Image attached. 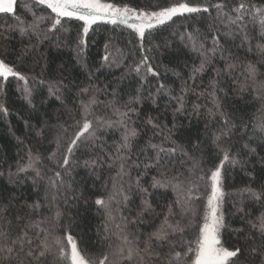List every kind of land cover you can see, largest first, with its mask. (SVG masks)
Segmentation results:
<instances>
[{"label": "snow or ice", "instance_id": "1", "mask_svg": "<svg viewBox=\"0 0 264 264\" xmlns=\"http://www.w3.org/2000/svg\"><path fill=\"white\" fill-rule=\"evenodd\" d=\"M18 6L19 0H0V93L11 79L30 108L37 95L41 105L54 98L59 107L40 120L35 151L18 137L24 156L15 170L0 166L8 186L0 189V264H264V155L258 151L264 148V6L247 0H153L150 7L29 0L27 18ZM176 19L184 31L155 42L161 27L171 28ZM71 21L80 22L74 41L65 36ZM99 24L120 32L106 37L93 71L85 53ZM177 41L190 57L178 90L164 82L168 69L157 59ZM61 47L76 53L88 83H78L63 63L49 76L50 50ZM113 67L124 69L119 78L93 82L96 72ZM132 74L138 85L125 100L119 86ZM161 96H167L162 110ZM146 101L158 111L141 118ZM236 101L255 106L250 120ZM169 108L171 127L161 119ZM8 113L0 101V115ZM180 116L204 121L194 138H175ZM45 131L51 133L46 141ZM235 168L248 183L229 191ZM81 170L86 175L77 180ZM29 182L32 200L22 191ZM97 184L100 194L85 195ZM81 202L85 208L91 202L101 218L93 248L84 239L90 230H79L81 215L73 211ZM229 204L233 211L226 210ZM231 217L240 227L230 226ZM225 232L235 236L234 244L226 246Z\"/></svg>", "mask_w": 264, "mask_h": 264}, {"label": "trees", "instance_id": "2", "mask_svg": "<svg viewBox=\"0 0 264 264\" xmlns=\"http://www.w3.org/2000/svg\"><path fill=\"white\" fill-rule=\"evenodd\" d=\"M29 2V0H19V6L17 8L18 14L22 17L27 18L26 11L23 9V5ZM113 2H123L129 3L133 7H150L153 0H113ZM161 3H164V0H160ZM215 2V0H212ZM236 0H232V3H235ZM247 2L254 4L256 6H264V0H247ZM215 13L213 12V15ZM3 21L0 20V23ZM8 23H12V20L9 19ZM182 21L180 19H176L175 23L169 28L168 26H162L161 29L157 32V34L153 37L154 41L157 43L162 42V38L169 37L170 31L179 30L180 32L184 31V28L180 27ZM80 22L71 21L66 24V27L71 29L70 32L66 33L65 36L69 39V41H74L76 36V31L79 27ZM203 27V25H200ZM120 32L119 29H114L112 25L107 24H99L93 25V29L90 30L88 35V47L86 49L85 57L86 63L93 71L99 67L101 62V57L103 56V44L105 42L106 37L118 35ZM127 32L124 33V40H118L117 43L124 46L126 43ZM239 39L236 40V43L239 44ZM223 43V41H222ZM174 51H168L167 54L162 57L158 55L157 59L162 60L163 64L167 66L168 71L166 72V78L164 82L172 85L175 89H179L181 84L180 77H187L188 68L185 67V61L189 60L190 57L186 50H184L179 41H177L174 45ZM43 50V49H41ZM163 51V49H161ZM243 55V52L240 53ZM50 56L52 59L51 66L49 68V76L52 75L53 71L56 69L57 65L63 63L65 67L71 72L72 77H74L78 83H88L86 78L87 73L85 70L81 69L80 66L76 63V53L72 50L71 47H61L59 49H51ZM124 71L123 68H111V69H101L99 72H96V76L98 80H94V83H100L101 85L105 82L112 80L114 77L119 78L121 73ZM179 74V75H175ZM67 76L68 73L66 72ZM205 81H207L208 77H204ZM67 83V80L65 81ZM155 83V81H152ZM138 85V81L135 78V75L132 74L130 77L124 79L119 86V90L121 95L126 100L128 95L134 94V89H136ZM173 94H177L174 92ZM105 97L101 96V99ZM194 97H189V100H193ZM167 100V96H161L159 98V108L163 109L164 104ZM0 101H3L9 109V113L5 115H0V166L4 170H7L9 165L13 166V170H15V162L19 156H24V145L20 144L17 140L19 137L24 141V144L30 145L33 147L35 151L36 146L39 144V140L35 136V130L39 127L40 120L43 119L44 113L53 112L56 108L59 107L58 102L54 100V98H49V101L43 105H41V95H37L33 101L36 105V108H30L26 101L23 99V96L19 90V85L15 80H11L5 85V91L0 93ZM71 101L69 100V103ZM237 108L239 111L243 112L246 120H250L252 118L251 114L254 111L255 106H242L239 101H236ZM158 109L154 108L150 101H146L142 105L141 109V118H143L145 113H152V115L157 114ZM61 120L65 119L63 113L60 116ZM162 120H166L169 127H171L172 123V115L171 108L168 110V114L166 118L161 116ZM50 123H56V120L49 116ZM25 121L32 125V128L29 129L26 126ZM177 121L183 127L180 128L178 135L175 137L176 139H187L194 138L196 133L203 128L204 121L202 119L198 120L193 117L191 123L183 116L177 118ZM45 141L51 137V133L49 131H45L44 133ZM107 139L111 142L114 139H118V134L108 135ZM255 146V144H254ZM261 155H264V148L258 149ZM257 174L259 177V168H257ZM86 173L84 171H80L77 176V180L81 177H84ZM21 179H23V174L21 175ZM92 181L89 179L87 181L88 185H91ZM248 183V177L244 175L243 172L240 171L239 168L230 169L228 179L226 181L227 190L231 191L232 189L239 188L244 184ZM8 187L4 180H0V189H5ZM22 191L27 195L29 200L35 199V195L32 192L30 182L26 184ZM100 194L99 184H97L96 189H89L85 192L87 196H93ZM235 197H229V199H234ZM78 209L81 219L79 222V230H83V232L88 233L89 235H85L84 239L87 242V246L89 248H93L92 240L95 239V229L96 225L100 223V217L96 215V208L90 202L87 205V208L81 202L77 208H74L75 212ZM227 211H233L231 205L227 206ZM229 223L232 228L240 227V221L238 217L229 218ZM75 234V233H74ZM223 240L226 241V246H230L236 242L235 236L229 232H225L223 234Z\"/></svg>", "mask_w": 264, "mask_h": 264}]
</instances>
